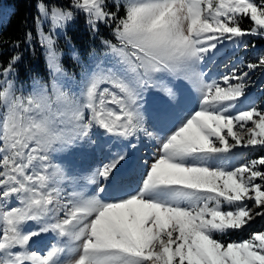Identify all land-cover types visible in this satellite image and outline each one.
I'll use <instances>...</instances> for the list:
<instances>
[{
  "label": "snow or ice",
  "instance_id": "6c2138e0",
  "mask_svg": "<svg viewBox=\"0 0 264 264\" xmlns=\"http://www.w3.org/2000/svg\"><path fill=\"white\" fill-rule=\"evenodd\" d=\"M36 11L23 43L43 50L46 76H22L20 51L0 56V264H264V230L248 231L264 218V156L229 166L233 149L264 147L248 94L264 55L213 72L229 45L264 40V0ZM79 17L101 50L71 45Z\"/></svg>",
  "mask_w": 264,
  "mask_h": 264
},
{
  "label": "rangeland",
  "instance_id": "374dc122",
  "mask_svg": "<svg viewBox=\"0 0 264 264\" xmlns=\"http://www.w3.org/2000/svg\"><path fill=\"white\" fill-rule=\"evenodd\" d=\"M12 12V7L9 5H6L4 3H0V26L6 25L7 21L9 20V17ZM35 14L37 15L36 11V5H35ZM87 25V24H86ZM74 26V24L70 27V29ZM242 26L248 27L249 22L246 19L242 20ZM49 26L46 25L45 29L47 30ZM102 32L105 36H108V30L102 29ZM35 36V32L33 33ZM68 36L71 38V45H74L78 49L77 39H73L74 35L70 34L68 31ZM76 36V35H75ZM81 37V36H80ZM85 38V37H84ZM84 38L82 37V48H90V47H96L97 50H101V46L99 45V41H91L88 44H86V41H84ZM92 38V37H91ZM250 43H255L256 47L251 48L249 47L246 51L242 48L238 49L235 53L231 51V45L228 46L229 51L227 52V55L224 57H221L220 61L218 62V65L216 68L213 69V72L215 74H220L224 71H227L228 69L220 67V64H223L229 57H232V59L235 61L237 59H242L245 63L247 62H255L260 56L264 55V40L254 38V37H248L247 38ZM35 43V41H34ZM58 47L59 49L64 53L63 55V61L65 63V67L69 69V71L75 70L73 67V61L71 58V47L69 43L65 40L63 35H60L58 38ZM24 52L22 53V63L20 65V71L22 76H36V77H44L46 76L47 69H46V62L43 55V50L37 46L35 52L31 50V48L24 44L23 48ZM235 63L229 64V68L234 67ZM244 71H248L247 68H243ZM251 77V84L248 88V94L249 96L256 100L258 104L264 105V70L257 69L255 71L250 72ZM229 142L231 143V139L229 138ZM156 151L155 147L149 146L145 149V157L149 160L151 159L152 154ZM230 167H236L240 164H243L251 159L258 158L260 156H264V147L256 146L253 147H238L236 149L232 150V154H230ZM83 183V181H81ZM71 189H69L70 191ZM87 191V188L84 189ZM253 230H264V218H257L256 221L253 223L252 227L248 231ZM246 236L247 233H244ZM218 239L223 240H236L240 239L241 235L233 233L231 236H221L217 234Z\"/></svg>",
  "mask_w": 264,
  "mask_h": 264
},
{
  "label": "trees",
  "instance_id": "16d2710c",
  "mask_svg": "<svg viewBox=\"0 0 264 264\" xmlns=\"http://www.w3.org/2000/svg\"><path fill=\"white\" fill-rule=\"evenodd\" d=\"M1 2L12 7V12L6 25L0 26V41H5V43L0 46V56H2L3 59H7L8 55L14 51H20L21 53L24 52L23 41L25 38V32L33 27V17L36 15L35 5L38 0H0V3ZM55 3L57 5L62 4L66 7L68 0H55ZM69 33L74 35L73 39L79 38L77 39L78 49L82 48V37H85L84 41H86V44L94 41L91 38L83 17L78 18L77 22L74 23V26L69 29ZM17 40L21 42V46L18 50L13 49L11 45L12 41Z\"/></svg>",
  "mask_w": 264,
  "mask_h": 264
}]
</instances>
